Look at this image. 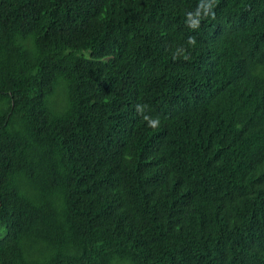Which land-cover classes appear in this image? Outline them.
Instances as JSON below:
<instances>
[{
	"label": "trees",
	"instance_id": "obj_1",
	"mask_svg": "<svg viewBox=\"0 0 264 264\" xmlns=\"http://www.w3.org/2000/svg\"><path fill=\"white\" fill-rule=\"evenodd\" d=\"M0 264H264V0H0Z\"/></svg>",
	"mask_w": 264,
	"mask_h": 264
},
{
	"label": "clouds",
	"instance_id": "obj_2",
	"mask_svg": "<svg viewBox=\"0 0 264 264\" xmlns=\"http://www.w3.org/2000/svg\"><path fill=\"white\" fill-rule=\"evenodd\" d=\"M210 10H211V5L209 6V8H208L207 10H205V15H207V13H208ZM192 26H193V27L198 26V21L195 22ZM192 42H194V41H192ZM206 50L209 52V55H210V56H212V54L214 53V51H212V50H208V49H206ZM201 79H202V80H205V81H209V80H210V73H209L208 75L203 76Z\"/></svg>",
	"mask_w": 264,
	"mask_h": 264
}]
</instances>
